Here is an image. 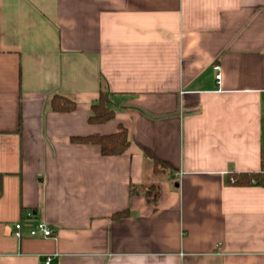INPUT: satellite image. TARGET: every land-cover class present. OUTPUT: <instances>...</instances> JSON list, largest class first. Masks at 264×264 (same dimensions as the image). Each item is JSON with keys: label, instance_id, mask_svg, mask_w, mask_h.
<instances>
[{"label": "crops", "instance_id": "0c3cea01", "mask_svg": "<svg viewBox=\"0 0 264 264\" xmlns=\"http://www.w3.org/2000/svg\"><path fill=\"white\" fill-rule=\"evenodd\" d=\"M102 81L116 116L91 124ZM119 124L122 154L72 141ZM146 151L157 205L131 193ZM263 152L264 0H0V264H264V186L229 179Z\"/></svg>", "mask_w": 264, "mask_h": 264}, {"label": "trees", "instance_id": "16d2710c", "mask_svg": "<svg viewBox=\"0 0 264 264\" xmlns=\"http://www.w3.org/2000/svg\"><path fill=\"white\" fill-rule=\"evenodd\" d=\"M52 110L57 112H72L77 107V102L72 97L64 94L56 93L50 99ZM116 116V110L111 99V91L102 81L99 97L91 106V112L88 121L91 124H104L113 120ZM73 142L84 144H95L100 147L104 155H119L125 152L130 146L128 128L123 124H119L115 132L110 134L92 133L82 136L72 137ZM146 154L153 161V177L155 181L147 182L143 185H131V193L143 196L147 202L157 205L161 197V188L159 177L162 173L169 169V165L157 157L151 155L149 151ZM262 162L264 165V152L262 153ZM4 173L0 172V197L3 195L4 189ZM233 178V181L231 180ZM230 182L238 186H246L256 184L264 186V166L259 171H233L229 175ZM128 210L119 211L114 217H122L128 215Z\"/></svg>", "mask_w": 264, "mask_h": 264}, {"label": "built area", "instance_id": "2783aa9c", "mask_svg": "<svg viewBox=\"0 0 264 264\" xmlns=\"http://www.w3.org/2000/svg\"><path fill=\"white\" fill-rule=\"evenodd\" d=\"M215 69L217 71V78L220 79L222 76V72H221V66L220 65H216ZM231 180L233 181V178H231ZM24 223L23 222H18L15 225V235L18 238H21L23 236V229ZM30 230H29V235L32 237H42V238H51V237H55V229L52 225H50L48 222H46L45 220H40L38 222H36L34 225L29 226ZM52 262V256L51 255H47L45 257V264H51Z\"/></svg>", "mask_w": 264, "mask_h": 264}, {"label": "rangeland", "instance_id": "374dc122", "mask_svg": "<svg viewBox=\"0 0 264 264\" xmlns=\"http://www.w3.org/2000/svg\"><path fill=\"white\" fill-rule=\"evenodd\" d=\"M151 169H152V165L150 163L149 166L146 168V179H148V181H147L148 183L150 181H155L157 179L155 177H152Z\"/></svg>", "mask_w": 264, "mask_h": 264}]
</instances>
